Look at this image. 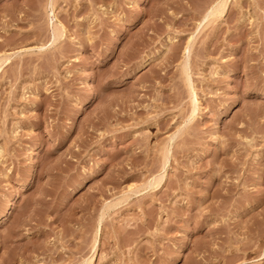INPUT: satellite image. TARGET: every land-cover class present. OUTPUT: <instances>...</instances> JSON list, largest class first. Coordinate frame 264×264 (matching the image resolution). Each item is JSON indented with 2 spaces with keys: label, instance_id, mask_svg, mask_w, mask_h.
I'll return each mask as SVG.
<instances>
[{
  "label": "rangeland",
  "instance_id": "1",
  "mask_svg": "<svg viewBox=\"0 0 264 264\" xmlns=\"http://www.w3.org/2000/svg\"><path fill=\"white\" fill-rule=\"evenodd\" d=\"M219 1L0 0V264H264V0Z\"/></svg>",
  "mask_w": 264,
  "mask_h": 264
},
{
  "label": "bare ground",
  "instance_id": "2",
  "mask_svg": "<svg viewBox=\"0 0 264 264\" xmlns=\"http://www.w3.org/2000/svg\"><path fill=\"white\" fill-rule=\"evenodd\" d=\"M225 0H221L219 2H217L216 5H213V7L209 10V14L213 15V14H216V13H221L223 8L225 7ZM208 16V15H207ZM210 16V15H209ZM8 59V58H7ZM7 59H4V60H0V67L2 66L3 62ZM5 64V63H4ZM194 93V92H193Z\"/></svg>",
  "mask_w": 264,
  "mask_h": 264
}]
</instances>
